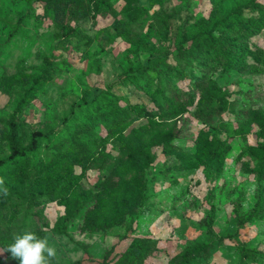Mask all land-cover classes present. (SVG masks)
I'll return each mask as SVG.
<instances>
[{"label":"rangeland","instance_id":"374dc122","mask_svg":"<svg viewBox=\"0 0 264 264\" xmlns=\"http://www.w3.org/2000/svg\"><path fill=\"white\" fill-rule=\"evenodd\" d=\"M108 1L111 13L94 21L87 0H55V7L0 0V158L10 153L7 124L18 104L23 144L33 132L52 138L39 136L38 162L8 179L10 194L0 203V264H18L6 248L25 230L49 238L57 250L52 264H100L112 245L111 264H177L183 251L202 244L210 245L206 255L188 264H264V203L257 204L264 195V66L248 57L247 69L212 71L198 90L190 72H202L176 44L182 27L210 26L237 8L257 15L264 0H102ZM250 42L264 48V29ZM146 45L158 54L171 49L175 70L169 76L152 71L138 84L117 79L127 56L135 65L147 61ZM45 59L53 75L34 86ZM211 80L231 104L204 121L195 112ZM158 87L183 96L163 110ZM103 90L119 95L135 119L119 132L98 125L96 142L78 141L86 154L57 129ZM141 105L145 116L136 113ZM248 107L259 115L245 113ZM80 121L76 131L85 129ZM39 168L47 170L45 180ZM133 243L141 247L129 248Z\"/></svg>","mask_w":264,"mask_h":264},{"label":"trees","instance_id":"16d2710c","mask_svg":"<svg viewBox=\"0 0 264 264\" xmlns=\"http://www.w3.org/2000/svg\"><path fill=\"white\" fill-rule=\"evenodd\" d=\"M47 4L53 3V7L58 5L55 0H44ZM89 13H93L94 21L99 14H109L113 10L112 2H102V0H87ZM259 7V6H257ZM257 15L246 16L243 9L237 8L227 15L224 19H216L207 27H203L198 24L196 30L192 27H182L180 31V38L176 42L178 44V51L186 53L190 60L196 62V69L201 71V76H196L194 71L191 70L190 78L193 79L192 83L198 90L205 89L207 87V79L209 73L212 71L220 70L221 73H230L233 70H245L250 65L248 57L252 59V65L264 66V48L255 45L250 42V38L258 34L264 29V6H261ZM23 20L22 17L18 19L15 26L17 31L19 28V22ZM171 44V41H170ZM146 49L149 51V56L146 62L139 65H135L131 56L128 57L127 69L120 73L117 79H129L132 82L138 84L141 79L147 78L152 71L164 73L169 76V70H175L169 62V57L172 55V50L165 48L162 52L155 53L154 47L146 45ZM179 56V55H178ZM46 60V59H45ZM161 65L166 66V70L161 68ZM178 77L184 78L180 70L176 72ZM53 75L51 69L48 66V59L44 65L42 73L34 77L35 86L44 77L48 78ZM158 100H162L163 104L159 102V106L164 110L166 107L173 103H178L183 96V92L180 93L172 88L158 87ZM187 91H184V96L187 97ZM185 97V98H186ZM120 96L114 92L106 90L101 91L98 95L94 96L90 104L79 111L78 118L65 117L63 121L64 127L57 129L60 134H66L71 139L72 144L75 145L81 139H92L96 142L100 136L96 133V127L103 124L110 130H119L129 124H131L135 118H133V111L126 108H122L120 103ZM231 103L225 95L219 92V87L216 80H211V86L207 92L206 97L198 105L195 115L197 118L209 121L215 114H220L228 108ZM18 104L16 110L12 113L11 118L7 124V139L10 143V153L4 158H0V178H3L5 184L9 186V180L13 174L23 172V169L27 167L28 162H38L39 149L41 147V141L38 137H43L47 140H51V136L48 133L33 132L31 143L28 145L23 144L22 137L19 133V126L16 122L17 114L20 110ZM103 111V112H102ZM97 112H102L99 117L95 116ZM107 112V114H105ZM245 113L252 114V116L259 115V111L252 107H248L244 110ZM136 113L139 116H145L147 114L144 106H139L136 109ZM106 115H109L106 117ZM90 118H93V124L88 125ZM81 119V123L85 126V129L76 131L74 129L77 121ZM78 147L86 154L89 153L88 147L78 143ZM220 153V151L218 152ZM56 157L62 162L65 161L66 156L64 154H56ZM55 163V161H52ZM47 170L39 168L41 174L40 179L45 180ZM0 203L4 205L5 197L0 196ZM264 203V195L260 192L257 204L261 206ZM0 204V205H1ZM238 211V208H235ZM252 215H249L246 219H240L241 223L246 222ZM67 224L58 225V230L65 232ZM139 243H133L129 246L131 249L140 248ZM209 244H202L198 246L188 247L181 254V260L177 264H188L193 257L206 255ZM115 245H112L104 254L103 260L100 264L113 263ZM86 253L89 254L87 248L84 247ZM132 264V263H131Z\"/></svg>","mask_w":264,"mask_h":264},{"label":"clouds","instance_id":"9594fccd","mask_svg":"<svg viewBox=\"0 0 264 264\" xmlns=\"http://www.w3.org/2000/svg\"><path fill=\"white\" fill-rule=\"evenodd\" d=\"M9 194L10 190L4 179L0 178V196L7 198ZM6 251L10 253L8 259L18 264H52L57 256V250L49 243L48 237H39L28 230L13 234L12 243L7 246Z\"/></svg>","mask_w":264,"mask_h":264}]
</instances>
